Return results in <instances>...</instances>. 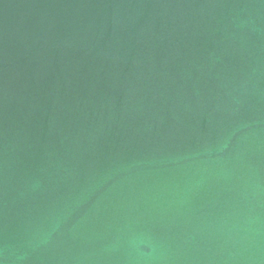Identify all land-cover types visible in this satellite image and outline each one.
<instances>
[{"label": "water", "instance_id": "obj_1", "mask_svg": "<svg viewBox=\"0 0 264 264\" xmlns=\"http://www.w3.org/2000/svg\"><path fill=\"white\" fill-rule=\"evenodd\" d=\"M0 264H264V0H0Z\"/></svg>", "mask_w": 264, "mask_h": 264}]
</instances>
